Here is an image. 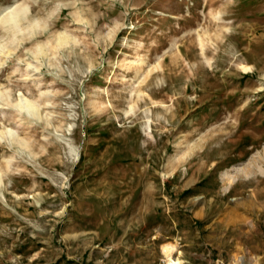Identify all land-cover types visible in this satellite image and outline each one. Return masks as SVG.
Wrapping results in <instances>:
<instances>
[{
  "label": "rangeland",
  "instance_id": "1",
  "mask_svg": "<svg viewBox=\"0 0 264 264\" xmlns=\"http://www.w3.org/2000/svg\"><path fill=\"white\" fill-rule=\"evenodd\" d=\"M171 244L264 264V0H0V264Z\"/></svg>",
  "mask_w": 264,
  "mask_h": 264
},
{
  "label": "bare ground",
  "instance_id": "2",
  "mask_svg": "<svg viewBox=\"0 0 264 264\" xmlns=\"http://www.w3.org/2000/svg\"><path fill=\"white\" fill-rule=\"evenodd\" d=\"M22 8H23V6H22ZM28 9H29L28 7L24 8V9H21V7H20L18 9H16L15 11L10 10L12 12H10L9 14H7L6 16L3 17L2 22L5 25H7V27H9L8 33L17 34L19 32L21 33L22 31L27 30V29L24 30L25 26L28 27L31 24L30 21L27 19L28 12L30 11ZM21 16L26 17V21L20 22ZM24 17H23V19H24ZM4 28H6V27H4ZM6 35H8V34H6ZM9 35H11V34H9ZM16 36H18V35H16ZM21 104H23V103H21ZM21 106L27 107L29 109V111H30V109L34 108V110L36 111V109H35L36 106L32 103H25L24 105H21ZM27 108H25V109H27ZM37 112H38V110H37ZM174 250H175V246L173 244L165 245V247H164V253L166 254V256L168 258L169 264H180L179 262H176L172 257Z\"/></svg>",
  "mask_w": 264,
  "mask_h": 264
}]
</instances>
